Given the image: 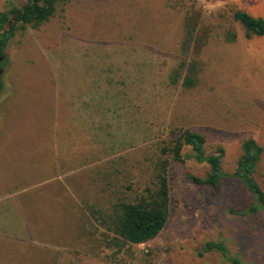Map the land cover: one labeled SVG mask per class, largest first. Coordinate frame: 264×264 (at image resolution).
<instances>
[{"label":"rangeland","instance_id":"374dc122","mask_svg":"<svg viewBox=\"0 0 264 264\" xmlns=\"http://www.w3.org/2000/svg\"><path fill=\"white\" fill-rule=\"evenodd\" d=\"M238 9L264 18V0H62L15 33L0 62V264H230L202 251L215 240L264 264V211L246 212L254 198L236 178L193 181L209 170L193 158L169 160V216L154 239L107 246L90 212L140 193L159 148L185 128L204 135L205 154L223 148L228 175L253 138L264 190V36L244 37ZM187 16L190 88L171 82ZM86 96L96 103L71 109Z\"/></svg>","mask_w":264,"mask_h":264},{"label":"trees","instance_id":"16d2710c","mask_svg":"<svg viewBox=\"0 0 264 264\" xmlns=\"http://www.w3.org/2000/svg\"><path fill=\"white\" fill-rule=\"evenodd\" d=\"M62 0H23L17 6L9 3L8 7L0 10V57L5 60V49L9 40L18 30L27 27L37 29L48 22L56 11L57 4ZM243 29L244 37L264 36V18L254 16L244 10H235L232 14ZM195 22L191 16L185 18L184 36L180 45V63L178 70L185 71L181 74L174 71L171 82L176 83L181 77V85L190 88L196 83L193 61L187 63L192 52L190 45L194 41ZM236 33L229 32L226 40L234 41ZM0 61V62H1ZM188 66V67H187ZM2 67L0 66V69ZM3 82L0 80V92ZM93 103H96L93 101ZM206 139L200 132L191 129H182L169 144L159 148V154L154 161L150 179L140 193L131 200H122L112 206L110 210L100 208L90 209L93 215L101 218L100 224L112 234L111 238L105 237L107 246L113 244L118 249L122 244L145 243L154 239L163 229L169 216L170 186L168 167L169 160L183 162L193 158L197 162L207 163L209 170L204 179L190 176L193 181L205 183L215 187L217 182L225 176L239 180L252 194L254 201L246 209L248 213L264 211V190L254 178L253 174L261 158L263 148L253 138H245L240 142L241 154L236 162L233 173L225 174L221 169V158L224 150L221 146L215 148L214 153L205 154L204 144ZM184 147L191 148V153H183ZM234 212V209H229ZM244 212V211H243ZM203 252L215 251L230 264H248L238 256L232 254L222 240L206 241L202 247Z\"/></svg>","mask_w":264,"mask_h":264},{"label":"crops","instance_id":"0c3cea01","mask_svg":"<svg viewBox=\"0 0 264 264\" xmlns=\"http://www.w3.org/2000/svg\"><path fill=\"white\" fill-rule=\"evenodd\" d=\"M10 44V40L7 44V46ZM5 97V96H4ZM95 101V99H92V96H86L82 101H80L79 105L75 104V101L70 102V100L68 101L69 104L70 103H74L71 107V109L74 110H83L85 111L87 108H89L88 106H90L92 104V102ZM83 108V109H82ZM56 113H59V108L57 106H55V108L53 109ZM69 116V115H68ZM87 116V115H86ZM85 117V116H83ZM74 119V117H72ZM75 156V155H74Z\"/></svg>","mask_w":264,"mask_h":264},{"label":"water","instance_id":"95a60500","mask_svg":"<svg viewBox=\"0 0 264 264\" xmlns=\"http://www.w3.org/2000/svg\"><path fill=\"white\" fill-rule=\"evenodd\" d=\"M1 59H2V58L0 57V61H1ZM0 72H1V69H0Z\"/></svg>","mask_w":264,"mask_h":264}]
</instances>
